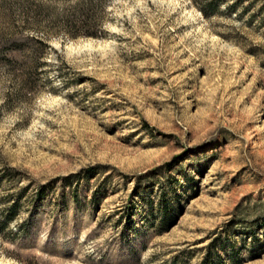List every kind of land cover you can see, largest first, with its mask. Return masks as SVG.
I'll return each mask as SVG.
<instances>
[{
  "label": "rangeland",
  "instance_id": "1",
  "mask_svg": "<svg viewBox=\"0 0 264 264\" xmlns=\"http://www.w3.org/2000/svg\"><path fill=\"white\" fill-rule=\"evenodd\" d=\"M0 264H264V0H0Z\"/></svg>",
  "mask_w": 264,
  "mask_h": 264
}]
</instances>
